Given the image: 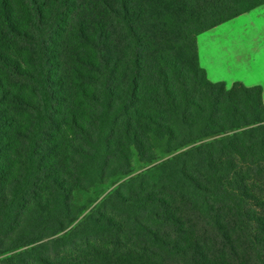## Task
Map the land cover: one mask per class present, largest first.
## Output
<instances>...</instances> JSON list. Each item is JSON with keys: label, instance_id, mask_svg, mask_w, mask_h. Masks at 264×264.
<instances>
[{"label": "trees", "instance_id": "16d2710c", "mask_svg": "<svg viewBox=\"0 0 264 264\" xmlns=\"http://www.w3.org/2000/svg\"><path fill=\"white\" fill-rule=\"evenodd\" d=\"M262 4L0 0V264H264L263 90L196 41Z\"/></svg>", "mask_w": 264, "mask_h": 264}, {"label": "rangeland", "instance_id": "374dc122", "mask_svg": "<svg viewBox=\"0 0 264 264\" xmlns=\"http://www.w3.org/2000/svg\"><path fill=\"white\" fill-rule=\"evenodd\" d=\"M260 31L264 32L263 7L227 20L219 24L208 34L211 36L212 40H222L226 46L224 49L228 50L231 54L239 56V53H247L253 46L258 44L256 42L257 38L260 39L264 36L260 34ZM155 152V159L151 162H146L141 160L139 155L133 151L130 158L129 173L126 175H118L119 177L110 176L96 183L93 188L89 189L88 193L78 195V203H86L89 198H92L94 199L92 205H94L103 195L112 190L116 184L125 183L127 185H134L140 180L142 175H145L147 178L155 177L157 165L163 160L175 155L174 152H165L162 143L156 144ZM88 210L89 209H86L85 212Z\"/></svg>", "mask_w": 264, "mask_h": 264}, {"label": "crops", "instance_id": "0c3cea01", "mask_svg": "<svg viewBox=\"0 0 264 264\" xmlns=\"http://www.w3.org/2000/svg\"><path fill=\"white\" fill-rule=\"evenodd\" d=\"M261 7L264 8V4L252 10ZM215 27L198 34L196 39L199 63L208 79L224 81L227 85L236 81L247 86L260 85L264 101V32L260 31L263 37L257 38L258 44L250 49L251 52L237 56L224 49L226 46L222 40H212L208 33Z\"/></svg>", "mask_w": 264, "mask_h": 264}]
</instances>
